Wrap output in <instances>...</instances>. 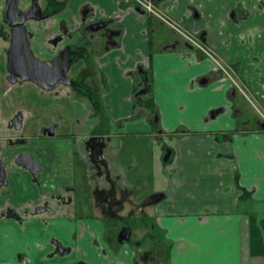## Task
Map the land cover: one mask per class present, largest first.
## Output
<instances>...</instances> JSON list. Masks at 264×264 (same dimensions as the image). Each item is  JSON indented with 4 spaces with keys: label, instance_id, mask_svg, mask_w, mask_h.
Segmentation results:
<instances>
[{
    "label": "crops",
    "instance_id": "crops-1",
    "mask_svg": "<svg viewBox=\"0 0 264 264\" xmlns=\"http://www.w3.org/2000/svg\"><path fill=\"white\" fill-rule=\"evenodd\" d=\"M65 1L68 33L80 38L86 9L87 23L104 22L120 32L103 50L94 51L92 61L93 72L96 69L107 86L102 102L111 123L84 136V155L90 150L88 141L102 143L107 174L100 176L90 163L81 169L58 165L52 144L57 124L49 120L38 127L20 96H12L16 87L28 83L12 85L0 98V106H7H3L6 114H0V161L5 173L0 183V264H138L136 250L106 239L108 230L102 222L120 217L128 208H140L149 193L164 196L153 206L162 245L169 247L165 264H264V129L258 130L262 123L257 114L248 113L249 105L234 94L216 61L200 51L184 50L174 38L163 42L162 25H155L127 0ZM204 1L155 3L179 23L200 20L204 4H213L209 10L217 33L205 44L220 62L237 66L264 109V0ZM188 30L195 35L203 31L198 22ZM55 42L49 44L58 51ZM149 61L152 96L164 135L152 133L143 118L129 120L132 73ZM98 104L102 109L101 101ZM122 121L130 122L119 124ZM179 127L184 133H178ZM154 136L173 141L169 161L161 168L153 157ZM23 155L34 160L35 172L21 163ZM156 177L162 185L158 189ZM145 178L153 181L150 190L135 194L132 189ZM80 184L91 193L90 203L63 198L68 188L72 193ZM100 190H114L115 201L121 204L98 203ZM151 257L153 264H161L152 252Z\"/></svg>",
    "mask_w": 264,
    "mask_h": 264
},
{
    "label": "rangeland",
    "instance_id": "rangeland-1",
    "mask_svg": "<svg viewBox=\"0 0 264 264\" xmlns=\"http://www.w3.org/2000/svg\"><path fill=\"white\" fill-rule=\"evenodd\" d=\"M31 1L32 0H30V2ZM37 1L39 9L37 13L38 16L28 21L27 26H29L30 33L33 35L31 47L35 52L36 58L47 62L52 59L53 56L57 53L54 47L50 44L55 41L57 36H65L64 33L68 29V20H66V18L63 16L66 1ZM5 2L6 0L3 1V7L5 6ZM27 2L29 3V0H20V8H25L28 5ZM203 2L205 3L204 0ZM207 4L208 3L204 4V10L203 12H201V17L200 13L197 11L200 20L191 19L187 23H179L172 18L171 20L176 22L177 26L182 30H186L193 36L200 38L199 35H195L194 32L188 30V26H192L194 23L198 22L202 27L203 33L206 34V38L209 36L213 37L214 34L217 33V29L214 25L215 19L211 15L212 10H209L211 7H213V4ZM205 7L207 10H205ZM87 18L88 17L82 16L83 24H81V28L79 30V42L77 43V46L72 44V47L78 49L79 51H84L85 45L83 46V41L90 43L89 48L90 46L93 47L91 51H89V48L86 50V52L89 53H85L87 64L85 63L82 67H78L77 64H74L70 72V76H72L75 81H77L82 87H84L91 93L93 99L97 102V107L93 104V101L90 98L83 97V95H81V93H79L77 90L66 85L60 86V88L56 89V91H54L53 93H47L43 89L31 83L25 84L21 87H16L15 91H12L13 97L17 95L20 96V98L18 99L23 101L22 106L30 112L31 117H35L33 118V122L38 123V127H40V125L44 126V124H47L49 120H53L54 124H57L58 131L52 139V144H54L57 148L58 155L56 162L61 167L74 165V167H80L81 169L82 167H84V163H89L90 160L86 157V155L83 154L85 146L84 136L88 133L93 134L99 132V130L102 129L103 125L111 123L110 118L105 113L102 102L103 96L108 92L107 86L105 85V83H103L99 72H97L96 69L95 72H93L94 66L92 64L95 54L94 51L104 49V45L106 43L102 40L105 41V38L102 37V33L100 31L92 32L89 30V25L93 23H87ZM153 20H155V25L158 24L157 22L162 25L160 39L163 42L169 41L174 38L179 46H181L185 50L186 47L184 46V44L187 42V40L180 33L173 30L167 24L163 23L160 19ZM0 30L6 33V35L8 34V28L2 23V21L0 22ZM73 34L76 35V33ZM58 40H60V38H57V41ZM198 40H200L201 42V39ZM49 42L51 43L49 44ZM69 42H71L69 38L67 40L64 39L62 42H59L58 49L63 48L66 43L71 44ZM98 45L100 46L96 49ZM203 46L208 50L213 51L208 47V45L204 44ZM8 48L9 41L2 37V35L0 34V89H2L0 90V98H5L4 94L8 89H11L12 87L7 79L9 74L6 69V51L8 50ZM76 71L84 73L85 76L81 77L80 73L77 75ZM96 88L97 91L95 90ZM10 99V102H14L15 100H13L12 98ZM100 101L102 109L98 104V102L100 103ZM0 104L2 105L1 100ZM3 106L7 107L6 105ZM3 106H0V114H6ZM245 106L250 107L248 108V113H250L249 111H251L250 115L253 116V111L254 113H256L252 105L246 103ZM17 110L18 109L15 108V113H17ZM22 110L23 109H21V111ZM128 122L130 121H126L125 123ZM94 124H96L95 127L92 126ZM3 129L5 128L3 127ZM178 130L183 132L185 131L184 127H179ZM159 132H161V135L163 134L162 129H160ZM152 141V146L154 148L153 157L155 159L156 166L160 164L161 168L164 166L167 152L171 151V142L173 141L170 138H166L165 136H161L160 139H157L154 136L152 137ZM95 172H98V169H96ZM156 182V189L161 188L162 185L159 177L155 178L154 184ZM152 183L153 181H148L147 178H145L144 181L138 185V189L134 188L132 189V191H134L136 194V190H141L142 194H146V192L150 190V184ZM151 194L152 193L146 195L144 200L141 201L138 206H141L148 197L152 196ZM121 197L122 196H120V199H122ZM63 198L65 200L72 198L74 201L83 200L84 202L90 203L92 195L87 190V187H82V184H80L77 190L75 187V190L72 193L68 188L67 193ZM120 215L121 216L118 218H111L104 220V223L102 222L104 228L108 230L106 239L116 242L119 231L128 228L132 232L130 241L123 242V245L118 244L115 246L124 247L127 245L136 250L139 264H149L146 261V258H148L147 253H149V250H151V252L160 259L161 264H165V259L168 260L169 256V247L168 245H162L163 239L161 233L159 232L157 223L158 218L155 214L154 206H148L144 209L131 207L126 211L120 213ZM62 219L68 220L70 222H77L75 218L69 219L67 217H62ZM150 240L153 241L155 245L151 243ZM141 257L145 258L144 261Z\"/></svg>",
    "mask_w": 264,
    "mask_h": 264
},
{
    "label": "flooded vegetation",
    "instance_id": "flooded-vegetation-1",
    "mask_svg": "<svg viewBox=\"0 0 264 264\" xmlns=\"http://www.w3.org/2000/svg\"><path fill=\"white\" fill-rule=\"evenodd\" d=\"M152 2H153V4H154V6L157 8V9H159L158 7H157V5H156V3H155V0H151ZM127 2H130L131 4H133V6H135L136 7V9H137V7H140L139 5H137L133 0H127ZM19 3H20V1H19ZM28 3V2H27ZM5 8H6V3H5V6H4V8H3V11H2V15H1V21H2V23L8 28V38H7V40L9 41V48H10V46H11V30H12V27L10 26V25H8L7 23H6V19L7 20H9L10 22H17V21H19V19L18 18H12V17H10L9 15H7V17H6V19H5V16H4V11H5ZM142 8V7H141ZM19 9L21 10V12L22 13H24V14H27L28 16H30L31 18L30 19H27L26 20V22H25V25L27 26V22L28 21H30V20H32V19H34V18H36L37 16H38V11H39V9H38V1L37 0H32L31 2H30V0H29V3H28V5L25 7V8H20V4H19ZM143 9V8H142ZM144 10V9H143ZM160 10V9H159ZM145 11V10H144ZM161 11V10H160ZM162 12V11H161ZM90 13V12H89ZM163 13V12H162ZM145 14L146 15H148L149 17H152L153 19H157V20H159L158 18H156L154 15H152V14H149V13H147L146 11H145ZM196 15H198L197 14V12L195 13V17H196ZM20 17H21V15H20ZM86 17V16H85ZM199 17V16H198ZM198 17H196V18H198ZM37 21V20H36ZM96 23H99V22H96ZM96 23H93V24H96ZM164 23V22H163ZM93 24H91V25H93ZM91 25H89V27L91 26ZM107 25V24H106ZM27 28H28V32L30 33V30H29V26H27ZM149 30V29H148ZM101 33H102V37L103 38H105V43H108V40L109 39H112V38H114L116 35L118 36L119 34H120V32L119 31H113V30H111L109 27H108V25L106 26V28L104 29V30H99ZM110 32V36L108 35V33ZM65 34V36L64 35H60V37L59 36H57V38H60V40H58L57 41V38L55 39L56 40V42L55 43H57V42H62L64 39H68L69 38V40H71V42H69V43H71V44H68V43H66V45L63 47V48H61V49H58V51H57V53L53 56V58L52 59H50L49 61H47V63L49 64V65H52L51 63L54 61L55 62V64L58 66L57 68L58 69H64L65 67H66V63L68 64V63H70V68H69V70H68V72H67V74H66V76H67V81H69L70 80V82H71V85H66V86H68V87H71V88H73V89H77V88H80V87H82L77 81H75L73 78H72V76H70V72H71V70H72V67H73V65L74 64H78V58L80 57V56H82L84 59H85V61H86V55H85V53H87V54H89L88 52H86V51H79L78 49H76V48H74V47H72V44H74V45H76L77 46V43L79 42V38H78V35H77V33H76V35H72L71 33H68V31L66 30V32L64 33ZM30 46L32 45L31 43H32V39H33V35L30 33ZM199 37L200 38H198V39H201V42H200V45H201V47L202 48H205L203 45L205 44V42H206V34H204L203 33V31L202 32H200L199 34ZM65 37H68V38H65ZM205 38V42H202V38ZM200 41V40H199ZM83 43H85V41H83ZM186 43H188V42H186ZM186 43L184 44V46L186 45ZM188 44H190V43H188ZM190 45H192V44H190ZM83 46H84V44H83ZM193 46V45H192ZM84 47H86V46H84ZM88 47V46H87ZM92 47L93 46H90V48H89V51H91L92 50ZM186 47V46H185ZM8 48V49H9ZM31 49H32V47H31ZM186 49H188V50H190L189 48H187L186 47ZM205 49H207V48H205ZM33 50V49H32ZM192 50H196V51H200V52H202L205 56H207L204 52H203V50L202 49H200V48H197V47H195V46H193V49ZM33 52H34V50H33ZM212 52V51H211ZM91 53V52H90ZM213 53V52H212ZM34 55H35V52H34ZM213 56L215 57V55L213 54ZM36 57V56H35ZM93 57V56H92ZM209 57V56H208ZM210 58V57H209ZM215 60L217 61V62H219V63H221V65H223L226 69L228 68L230 71H232V79L233 80H235L236 81V83L243 89V91L245 92V94L248 96V98L250 99V100H252V101H254L255 103H258L259 105H261L259 102H258V100L253 96V94L250 92V89H249V87H248V85H247V82L239 75V73H238V68H237V66L236 65H228V64H224V63H222V62H220L219 61V59L218 58H216L215 57ZM150 65V61L148 62V64H143L142 66L143 67H145V68H147L148 66ZM218 65V64H217ZM218 69L220 70V72L222 73V76H223V78L225 77V78H227L230 82H231V84H232V86H233V91H234V94L235 95H237V96H239V97H243V99L248 103V104H250L251 105V103H250V101L248 100V98L246 97V96H244V94H242L241 93V91L237 88V87H235L234 86V84H233V82H232V80H231V78L230 77H228L225 73H224V71L218 66ZM92 71V70H91ZM76 73H77V75L80 73V75H81V77H84L85 76V74L84 73H82V72H77L76 71ZM8 77H9V75H8ZM8 77H7V79H8ZM102 81H103V79H102ZM9 82V81H8ZM19 83H24V82H20V81H18L16 84H19ZM25 83H31V82H25ZM104 83V82H103ZM16 84H11V85H16ZM32 84H34V83H32ZM34 85H36V84H34ZM62 85H64V84H61V85H59L56 89H58V88H60V86H62ZM36 86H38V85H36ZM39 87V86H38ZM40 88V87H39ZM42 89V88H41ZM55 90V89H54ZM96 90V89H95ZM97 91V90H96ZM257 114V113H256ZM257 116H258V114H257ZM258 118H259V116H258ZM261 121V120H260ZM262 124H264L263 122H261ZM50 131V130H49ZM96 140L95 139H92V140H90V141H88V143H87V148L88 149H90V150H88V155H86L87 156V158L90 160V164L92 165V167L96 170V169H98V172L97 173H99V175L100 176H102L104 173H106L107 174V172H106V164H105V162H104V160H103V149H102V147H103V145H102V143H100V142H95ZM97 151V152H96ZM23 162H24V155L21 157V163L23 164ZM166 162H167V160H166ZM27 168V167H26ZM29 169V168H28ZM30 171H31V169H29ZM32 172H35V171H32ZM4 178H5V173H4V169H3V164H2V162L0 161V183H2L3 181H4ZM114 192V190H111V191H104V190H100V191H98L97 193H96V200L98 201V203H103V202H107V201H109L110 202V205L111 206H114V205H117L118 206V204H121L120 202H117V201H115V197H114V194H112ZM101 197V198H100ZM151 197V196H150ZM99 198V199H98ZM149 198V197H148ZM147 198V199H148ZM140 208H141V206H140ZM142 209V208H141ZM119 217V216H118ZM117 217V218H118ZM113 219L114 217H108V218H105V220H107V219ZM128 229V228H127ZM123 230L124 229H122V230H120L119 231V233H118V235H117V241H119V242H121V243H123V242H126V241H130V239H131V236H130V239L129 240H122V241H120L119 239H120V237L122 236V232H123ZM131 231V230H130ZM131 234H132V232H131ZM151 241V240H150ZM61 249H62V247H61ZM149 253H147V257L148 258H146V261L149 263V264H153V262H154V260H153V258L151 257V252H150V250L148 251ZM142 258V260L144 261V257H141ZM138 259V258H137ZM139 264V263H138ZM144 264H146V263H144Z\"/></svg>",
    "mask_w": 264,
    "mask_h": 264
},
{
    "label": "water",
    "instance_id": "water-1",
    "mask_svg": "<svg viewBox=\"0 0 264 264\" xmlns=\"http://www.w3.org/2000/svg\"><path fill=\"white\" fill-rule=\"evenodd\" d=\"M20 0H6V8L4 11L5 19L7 15L12 18H18L19 21L10 22L6 19V23L12 27L11 30V46L6 51L7 64L6 69L9 74L8 81L10 84H16L20 82H31L38 85L45 91H52L56 89L59 85H71L70 80L67 81V72L70 68V63H66L64 69H58L57 65L53 61L49 65L47 62L39 60L35 57L33 50L30 46V33L28 28L25 25L27 19L31 17L27 14H24L19 9ZM140 14H145V11L141 7L136 9ZM89 9L83 11V16L89 14ZM21 15V17H20ZM198 17V15H196ZM106 23L99 22L93 24L89 27V30L92 32L104 30L106 28ZM110 36V32L108 33ZM202 42H205V38H202ZM190 50L193 49V46L186 43L185 45ZM264 127V124H263ZM171 151L167 152L165 161L169 159ZM23 165L31 171L36 170V163L29 155H24ZM164 199L162 194H155L146 199L141 208L144 209L148 206H153L159 204ZM131 236L130 229H124L120 241L129 240Z\"/></svg>",
    "mask_w": 264,
    "mask_h": 264
},
{
    "label": "trees",
    "instance_id": "trees-1",
    "mask_svg": "<svg viewBox=\"0 0 264 264\" xmlns=\"http://www.w3.org/2000/svg\"><path fill=\"white\" fill-rule=\"evenodd\" d=\"M150 18L153 20L152 17ZM151 30L152 29L148 30L150 34H152ZM0 31H1L0 34L2 35V37L7 39L8 35H6V33H4L2 30ZM150 40H152V37L150 38ZM82 44L86 46L84 47L85 48L84 51H86L89 48L90 43L85 41V43L82 42ZM85 63L87 64V59L85 61V59L82 56H80L78 58L77 66L82 67ZM132 77L134 80L133 114L129 120L135 121V120L143 118L151 125L152 133L161 134V132H159V130L161 129L160 113L158 111L157 105L155 104L153 96H152L154 77H153V72L151 69V63L147 68L141 66L137 71L132 73ZM75 90L81 93L83 97L90 98L93 101V104L97 107L96 100L93 99V96L87 89H85L84 87H80ZM125 122L126 121H122L119 124H124ZM263 129H264L263 124H260V126H258V130H263ZM181 132L184 133L183 131H180V130L178 131V133H181Z\"/></svg>",
    "mask_w": 264,
    "mask_h": 264
},
{
    "label": "built area",
    "instance_id": "built-area-1",
    "mask_svg": "<svg viewBox=\"0 0 264 264\" xmlns=\"http://www.w3.org/2000/svg\"><path fill=\"white\" fill-rule=\"evenodd\" d=\"M137 5H139L140 7H142L147 13L154 15L156 18L160 19L162 22H164L165 24H167L169 27H171L173 30H175L176 32L180 33L186 40L188 43L192 44L193 46L200 48L203 50V52L209 56L211 59L215 60V57L213 56V53L205 48H202L200 45V41L198 40V38L196 36H193L191 33L187 32L186 30H182L181 28H179L176 24V22L172 21L171 18H169L168 16H166L164 13H162L159 9H157L153 2L151 0H133ZM218 66L224 71V73L231 78L233 84L235 87H237L242 94H244V96H246L248 98V96L245 94V92L243 91V89L236 83L235 80L232 79V71H230L228 68L226 69L223 65H221V63L217 62ZM248 100L250 101L252 107L255 109L256 113L258 114L260 120L264 123V109L258 104L255 103L254 101L250 100L248 98Z\"/></svg>",
    "mask_w": 264,
    "mask_h": 264
}]
</instances>
